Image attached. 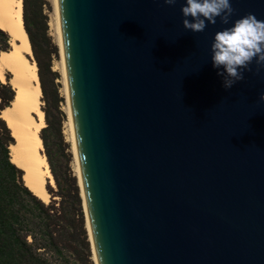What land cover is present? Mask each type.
<instances>
[{
  "label": "water",
  "instance_id": "water-1",
  "mask_svg": "<svg viewBox=\"0 0 264 264\" xmlns=\"http://www.w3.org/2000/svg\"><path fill=\"white\" fill-rule=\"evenodd\" d=\"M183 4L62 0L100 264H264V67L226 90L210 46L231 23L185 30Z\"/></svg>",
  "mask_w": 264,
  "mask_h": 264
},
{
  "label": "trees",
  "instance_id": "trees-1",
  "mask_svg": "<svg viewBox=\"0 0 264 264\" xmlns=\"http://www.w3.org/2000/svg\"><path fill=\"white\" fill-rule=\"evenodd\" d=\"M44 4V0H23V22L47 104L43 110L46 126L41 129L40 137L56 189L51 190L52 199L46 203L26 186L24 171L11 161L10 145L14 144V138L0 116V264H94L83 199L69 166L70 158L58 163L65 150L62 136L65 115L59 109L61 99L57 90L51 98L46 89L36 32L37 18L42 15ZM40 22L44 25L41 35L45 42L46 17L42 15ZM10 40V36L0 29V54L11 49ZM54 52L48 51L46 55L49 57ZM14 97L15 90L8 80H0V114ZM52 109L56 110L55 115Z\"/></svg>",
  "mask_w": 264,
  "mask_h": 264
},
{
  "label": "bare ground",
  "instance_id": "bare-ground-1",
  "mask_svg": "<svg viewBox=\"0 0 264 264\" xmlns=\"http://www.w3.org/2000/svg\"><path fill=\"white\" fill-rule=\"evenodd\" d=\"M53 12L51 27L54 29L60 52V66L67 104L66 127L72 143V152L76 172L81 187V196L86 213V223L92 242L93 259L99 263L95 237L91 225L87 195L84 185L83 161L78 134V123L74 107L70 80V63L66 39V26L62 0H52ZM0 29L11 38L12 47L0 54V79L3 81L5 71L13 74L11 80L15 97L10 106L1 111V118L12 129V136L17 140L10 145L11 161L24 171L26 186L42 201H49L47 183L54 184L53 175L45 154L41 129L46 125L41 108L42 90L38 67L29 56L32 49L23 22V0H0Z\"/></svg>",
  "mask_w": 264,
  "mask_h": 264
},
{
  "label": "clouds",
  "instance_id": "clouds-1",
  "mask_svg": "<svg viewBox=\"0 0 264 264\" xmlns=\"http://www.w3.org/2000/svg\"><path fill=\"white\" fill-rule=\"evenodd\" d=\"M166 5H175L177 0H164ZM183 27L193 33H201L206 27L217 23L229 25L217 31L210 46L211 64L222 78V85L231 89L244 79L245 71H251L255 62L264 67V20L249 13L231 21L234 13L231 0H184L181 6ZM264 102V93L259 96Z\"/></svg>",
  "mask_w": 264,
  "mask_h": 264
},
{
  "label": "rangeland",
  "instance_id": "rangeland-1",
  "mask_svg": "<svg viewBox=\"0 0 264 264\" xmlns=\"http://www.w3.org/2000/svg\"><path fill=\"white\" fill-rule=\"evenodd\" d=\"M45 4L42 7V15L44 17H46V34H47V38L45 39L44 42V38L42 37V33L41 30L44 27V25L40 22V20H42V15L37 18L39 19V22L37 23V29L36 32L38 34V38H39V44H40V48H41V59H42V65H43V70L46 76V89L48 92V95L52 98L54 90H57L58 93V97L61 99L60 103H59V109L64 113V119L62 121V136H63V141H64V145H65V150H64V154L63 156L61 155V157L59 158V164H62V161H64V159L70 158L69 161V166L70 169L72 171V173L75 175L77 182H78V186L80 189V195H81V187L79 184V180H78V176H77V172H76V164L74 162V155L72 152V143L68 134V127H66V119H67V104H66V95L64 92V84H63V79H62V73H61V67L60 66V52H59V45L57 43V38H56V34L54 29H52L51 27V19H52V12H53V2L52 0H44ZM11 44V41H10ZM12 47V44H11ZM54 53L51 54V56H47V52L48 51H54ZM33 54V53H32ZM30 60L33 62L35 61V57L34 55H30L29 56ZM49 65V70L45 71L46 66ZM60 68V69H59ZM56 73L57 76L53 77V74ZM53 77V79H52ZM13 78V74L9 71H5L4 73V80L1 81L2 82H8L10 83V85L12 86L11 80ZM41 103H43L41 105L42 110L47 108V104L45 102V97L44 94L42 93V97H41ZM52 114L55 115L56 114V110L52 109ZM44 119H45V115H44ZM6 121V120H5ZM7 123V121H6ZM46 123V122H45ZM46 126V125H45ZM44 126V127H45ZM12 132V129H10ZM14 138V144L17 142L16 138L13 136ZM45 154V149L43 147L42 149V154ZM56 186L55 183L54 184H50L49 182L47 183V190L49 193V201L52 199V193L51 190L55 191ZM56 198L57 197H53ZM83 199V198H82ZM48 201V202H49ZM83 204V201H82ZM84 209V206H83ZM84 216H85V223H86V213L84 210ZM86 228H87V223H86ZM88 230V228H87ZM88 232V231H87ZM88 237H89V232H88ZM90 239V237H89ZM90 245H91V250H92V242L90 240ZM92 259H93V250H92ZM94 264H96L95 260L93 259Z\"/></svg>",
  "mask_w": 264,
  "mask_h": 264
}]
</instances>
